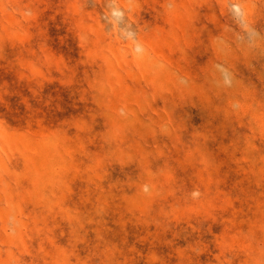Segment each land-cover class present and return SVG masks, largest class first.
Listing matches in <instances>:
<instances>
[{"label":"rangeland","instance_id":"374dc122","mask_svg":"<svg viewBox=\"0 0 264 264\" xmlns=\"http://www.w3.org/2000/svg\"><path fill=\"white\" fill-rule=\"evenodd\" d=\"M0 264H264V0H0Z\"/></svg>","mask_w":264,"mask_h":264}]
</instances>
